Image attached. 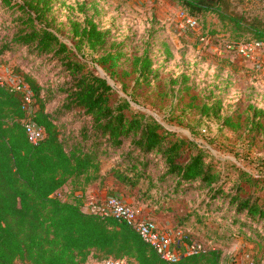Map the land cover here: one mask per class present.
Listing matches in <instances>:
<instances>
[{"label":"trees","instance_id":"trees-1","mask_svg":"<svg viewBox=\"0 0 264 264\" xmlns=\"http://www.w3.org/2000/svg\"><path fill=\"white\" fill-rule=\"evenodd\" d=\"M178 1L192 16L214 12L264 43V26L243 25L223 10L226 0ZM11 2L0 0V5L11 8ZM19 8L24 13L23 29L2 47L4 52L27 49L35 59L48 57L47 61L60 64L68 78L53 88L39 83L41 73L25 75L22 83L32 93L31 113L23 110L22 93L0 88V264H88L107 258L167 264L126 223L84 211L88 192L95 188L107 189L108 196L122 194L147 204L164 216L175 215L176 205L185 201L191 207L197 201L190 212L194 213L205 201L197 219L202 225L218 201H230L232 230L247 233V229H264L260 198L254 193L243 197L240 186L224 195L219 175L206 163V149L192 140L177 138L154 117L133 111L127 100L112 105L113 89L107 80L87 69V63L78 60L49 27L51 0H26ZM71 30L81 47L101 54L98 62L104 66L125 56L122 43L107 48L111 33L102 31L93 18L86 19L84 26L71 23ZM134 64L138 83L150 85L159 77L147 53L136 57ZM179 83V91L187 88ZM60 97L61 105L48 111ZM222 107L220 98L207 102L199 107V116L221 119ZM250 109L256 116L257 109ZM30 117L46 134L37 145L26 134L24 125ZM68 117L71 119L65 120ZM76 122H80L78 130L73 129ZM231 123V117L223 121L226 127H232ZM115 154H119V161L106 170ZM241 175L251 184L262 182L260 176ZM142 182L150 184L144 188ZM110 184L119 187L110 188ZM67 185L71 189L63 197ZM203 191L205 197L194 199ZM174 225L194 241L186 227ZM221 258L222 252L214 249L178 264H220Z\"/></svg>","mask_w":264,"mask_h":264},{"label":"rangeland","instance_id":"rangeland-1","mask_svg":"<svg viewBox=\"0 0 264 264\" xmlns=\"http://www.w3.org/2000/svg\"><path fill=\"white\" fill-rule=\"evenodd\" d=\"M24 1L12 0L11 8L0 5V66L4 73L21 81L31 72L41 73L39 83L56 88L68 78L58 62L47 61L48 57L35 59L27 49L15 54L2 49L23 29L24 13L19 7ZM51 4L53 12L47 17L49 27L78 60L87 63V69L107 80L113 89L112 105L127 100L133 111L154 117L177 138L196 142L207 150L206 163L219 175L218 185L224 188V195L234 193L235 187L240 186L244 188L243 197L254 193L264 206V115L260 113H264V104H252L263 95L260 92V88L264 90V76H260L263 71L234 52L226 51L223 56L215 52L227 43L255 40L250 32L238 29L214 12L192 16L178 0H51ZM223 10L243 25L264 26V0H226ZM185 15L197 21L195 29L185 26ZM91 18L102 31L111 33L108 49L112 43L124 44L122 59L104 66L98 62L101 54L78 44L71 23L84 26L86 19ZM204 38L207 44H203ZM144 53L151 57L153 69L159 74L150 85L137 82L139 74L134 59ZM179 82L187 88L179 91ZM218 98L223 105L221 119L201 118L199 107ZM62 100L58 98L47 110L54 111ZM250 107L257 109L256 116ZM33 109L29 108L30 113ZM226 117H231L232 127L223 125ZM69 119L71 117L65 120ZM79 127L80 122L73 125L74 130ZM117 161L119 154L113 155L106 170ZM242 172L260 176L262 182L251 184L243 179ZM142 183L144 188L150 184ZM113 186L110 184V188ZM70 189L69 186L63 190L62 196ZM92 192H88V202L98 199ZM197 195L194 199H202L206 192ZM218 202L203 225L198 224L197 219L205 201H201L194 213L190 212L197 201L192 207L187 201L181 202L176 205L175 215L166 217L186 227L192 239L206 247V253L214 249L222 252L220 264H264V229L259 227L257 232L247 229V233L232 230L230 201Z\"/></svg>","mask_w":264,"mask_h":264},{"label":"built area","instance_id":"built-area-1","mask_svg":"<svg viewBox=\"0 0 264 264\" xmlns=\"http://www.w3.org/2000/svg\"><path fill=\"white\" fill-rule=\"evenodd\" d=\"M183 22L188 28L195 29L197 27V21L188 15L183 16ZM203 42V44H207V38H204ZM226 51L236 53L256 69L264 70L263 42L251 40L227 43L224 47L215 49L219 56H223ZM4 71L0 66V88L22 93L25 100L23 110L28 111L32 103L31 91L19 78L6 74ZM24 126L28 139L32 144L37 145L45 139L44 129L31 117ZM84 211L101 217H112L119 222L126 223L167 264H178L184 258L206 253V247L202 243L187 239L185 233L177 230L172 221L160 227L154 221L142 216L138 210L126 204L118 196H107L103 200H90L85 205ZM88 264H129V262L127 259L107 258L100 261H91ZM250 264L254 263L251 262Z\"/></svg>","mask_w":264,"mask_h":264},{"label":"crops","instance_id":"crops-1","mask_svg":"<svg viewBox=\"0 0 264 264\" xmlns=\"http://www.w3.org/2000/svg\"><path fill=\"white\" fill-rule=\"evenodd\" d=\"M260 76L261 77L264 76V70L262 73L260 72ZM261 90L262 89L260 88V92H262V94L264 95V90H262V91ZM263 95L260 96V99L257 98L254 101V103H252V104H258V105H260L262 103L264 104V102H263L264 96ZM258 97H259V95H258ZM68 187H69V185L65 186L63 188V190H66ZM63 190H62V193H63ZM90 191L92 192V190H90ZM91 194L94 198H98V200H103L104 198L107 197L108 191L107 190H96V191L92 192ZM115 196L120 197L126 204L133 205V207L136 208L142 216L148 218L151 221H154L160 227H163L164 225L171 223V221H170V220H172L171 217L168 219L166 216H164V214L159 213V212L158 213L155 212L147 204L140 203L139 201H134L133 199L122 196V194H116ZM128 262H129V264H138L136 261H133V260H128Z\"/></svg>","mask_w":264,"mask_h":264}]
</instances>
